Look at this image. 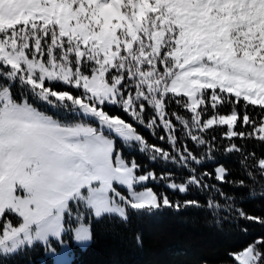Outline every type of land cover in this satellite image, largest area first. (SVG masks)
<instances>
[{"label":"snow or ice","instance_id":"snow-or-ice-1","mask_svg":"<svg viewBox=\"0 0 264 264\" xmlns=\"http://www.w3.org/2000/svg\"><path fill=\"white\" fill-rule=\"evenodd\" d=\"M252 199L264 201V0H0V264H66L68 241L130 212L264 227L242 207ZM228 257L264 264V236Z\"/></svg>","mask_w":264,"mask_h":264},{"label":"trees","instance_id":"trees-1","mask_svg":"<svg viewBox=\"0 0 264 264\" xmlns=\"http://www.w3.org/2000/svg\"><path fill=\"white\" fill-rule=\"evenodd\" d=\"M142 131L151 143H160L147 131ZM125 153L135 155L138 162L155 169L157 174L171 172L177 180L186 175L172 165L165 167L160 163H150L138 152L128 153L125 149ZM217 163H222L233 175H238V165L233 157H219ZM203 167L211 170L214 165L206 163ZM152 185L157 192H167L173 201L197 199L203 203L206 199L204 194L195 190L184 196L169 191L163 184ZM224 191L231 193L233 189L224 186ZM242 207L251 215H264V201L259 199L247 200ZM129 215L127 224L119 221L94 224L91 243L85 248L75 246L73 258L67 264H226L229 263L230 251L242 249L254 238L264 236V227L258 224L230 219H221L220 223H216L218 217L195 209L176 212L162 208L151 214L130 212ZM243 227H247V234L241 231ZM137 235L142 237V246L136 242ZM40 256L39 252H34L30 258L37 262ZM28 259L16 257L10 264H28ZM46 260L48 264H53L52 258Z\"/></svg>","mask_w":264,"mask_h":264},{"label":"rangeland","instance_id":"rangeland-1","mask_svg":"<svg viewBox=\"0 0 264 264\" xmlns=\"http://www.w3.org/2000/svg\"><path fill=\"white\" fill-rule=\"evenodd\" d=\"M150 186L153 187V188L156 190V188H155L154 185H150ZM156 191H157V190H156ZM91 241H92V239H91L89 242H87L86 244H77V243L74 242V241H68L66 247H65L64 249L61 250L63 254L59 257V259L65 261L66 264L69 263V262H71V260H72V258H73V250H74V247H75V246H79V247H81V248H85V247H87V246L91 243ZM52 259H53V258H52ZM38 260H39V261H37V264H39V262H41V261H43V260H46V257H44V256H40V257L38 258ZM47 264H48V263H47ZM226 264H229V263H226Z\"/></svg>","mask_w":264,"mask_h":264}]
</instances>
